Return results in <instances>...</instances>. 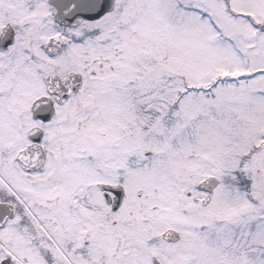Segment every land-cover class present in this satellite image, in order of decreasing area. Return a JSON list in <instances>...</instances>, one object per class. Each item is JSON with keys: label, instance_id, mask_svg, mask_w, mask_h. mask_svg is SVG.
<instances>
[{"label": "snow or ice", "instance_id": "snow-or-ice-1", "mask_svg": "<svg viewBox=\"0 0 264 264\" xmlns=\"http://www.w3.org/2000/svg\"><path fill=\"white\" fill-rule=\"evenodd\" d=\"M0 264H264V0H0Z\"/></svg>", "mask_w": 264, "mask_h": 264}]
</instances>
